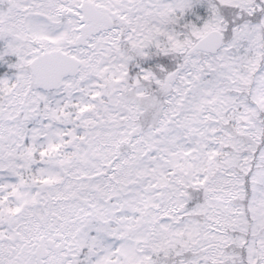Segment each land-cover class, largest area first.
Masks as SVG:
<instances>
[{"label":"snow or ice","instance_id":"6c2138e0","mask_svg":"<svg viewBox=\"0 0 264 264\" xmlns=\"http://www.w3.org/2000/svg\"><path fill=\"white\" fill-rule=\"evenodd\" d=\"M0 264H264V0H0Z\"/></svg>","mask_w":264,"mask_h":264}]
</instances>
